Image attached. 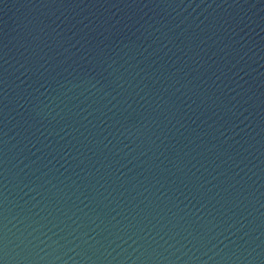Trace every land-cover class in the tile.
<instances>
[{"label": "water", "instance_id": "95a60500", "mask_svg": "<svg viewBox=\"0 0 264 264\" xmlns=\"http://www.w3.org/2000/svg\"><path fill=\"white\" fill-rule=\"evenodd\" d=\"M0 264H264V0H0Z\"/></svg>", "mask_w": 264, "mask_h": 264}]
</instances>
